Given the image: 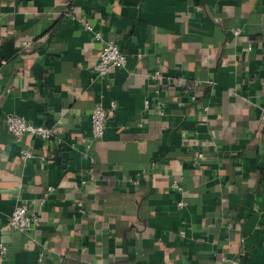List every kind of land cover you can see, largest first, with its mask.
I'll list each match as a JSON object with an SVG mask.
<instances>
[{
	"label": "crops",
	"instance_id": "1",
	"mask_svg": "<svg viewBox=\"0 0 264 264\" xmlns=\"http://www.w3.org/2000/svg\"><path fill=\"white\" fill-rule=\"evenodd\" d=\"M0 61V264H264V0H0Z\"/></svg>",
	"mask_w": 264,
	"mask_h": 264
},
{
	"label": "built area",
	"instance_id": "2",
	"mask_svg": "<svg viewBox=\"0 0 264 264\" xmlns=\"http://www.w3.org/2000/svg\"><path fill=\"white\" fill-rule=\"evenodd\" d=\"M84 27L87 30H93V25L85 21ZM95 37L97 39H102L101 33L96 32ZM127 65V57L118 43L113 40H108L103 44V48L98 61L94 65L95 72L101 77H108L114 68H123ZM160 71L157 70L154 77H158ZM145 106H150V101L146 100ZM117 107V102L112 100L110 105L105 106L102 103H97L92 109L90 119L92 125V138L98 139L104 136L107 124L111 116H113ZM4 122L7 129L17 140H21L26 134L33 136H40L43 139H51L54 136V130L45 125H39L26 120L24 117L8 112L4 116ZM25 156L28 158L34 157L35 154L32 151H26ZM53 190L52 186H48L46 192L40 199L41 203H44L46 199L50 196ZM182 205V202H179ZM81 207V203H79ZM81 211L82 208H80ZM40 214L34 212L30 208L28 202H19L15 205L12 214L8 219V225L15 230L28 231L39 224ZM7 247L5 244H0L1 254H5ZM41 258V257H40ZM230 264H240L238 260H232Z\"/></svg>",
	"mask_w": 264,
	"mask_h": 264
},
{
	"label": "trees",
	"instance_id": "3",
	"mask_svg": "<svg viewBox=\"0 0 264 264\" xmlns=\"http://www.w3.org/2000/svg\"><path fill=\"white\" fill-rule=\"evenodd\" d=\"M3 55V57H4V54H2ZM2 55H1V57H2ZM0 65H1V61H0Z\"/></svg>",
	"mask_w": 264,
	"mask_h": 264
}]
</instances>
